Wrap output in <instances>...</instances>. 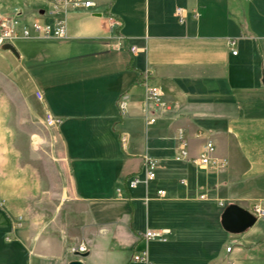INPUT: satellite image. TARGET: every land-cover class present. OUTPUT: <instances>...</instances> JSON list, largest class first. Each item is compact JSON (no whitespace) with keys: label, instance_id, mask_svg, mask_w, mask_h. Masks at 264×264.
Returning a JSON list of instances; mask_svg holds the SVG:
<instances>
[{"label":"crops","instance_id":"crops-1","mask_svg":"<svg viewBox=\"0 0 264 264\" xmlns=\"http://www.w3.org/2000/svg\"><path fill=\"white\" fill-rule=\"evenodd\" d=\"M96 1L70 13L66 41L0 48V264H68L81 245L85 264H145L143 251L149 264H264V217L240 235L221 225L230 205L264 208V0ZM43 7L0 0V18ZM209 141L213 166L175 160ZM147 157L156 179L130 189Z\"/></svg>","mask_w":264,"mask_h":264},{"label":"built area","instance_id":"built-area-1","mask_svg":"<svg viewBox=\"0 0 264 264\" xmlns=\"http://www.w3.org/2000/svg\"><path fill=\"white\" fill-rule=\"evenodd\" d=\"M48 3V8L43 9V13L40 14L28 22L25 17L18 15L16 17H1L0 18V48L5 44L15 45L21 41H38V40H58L65 41L69 38L68 20L71 12L76 10L93 11L97 7L96 0H44ZM176 16L180 22H184L186 19L185 10L178 8L176 10ZM113 27L120 28L122 22L115 21ZM231 45H235V41H231ZM138 51L136 47H132L131 52L135 54ZM237 51H233L234 55H237ZM163 93L158 86L150 85L146 82V100L149 103L160 105L162 102ZM36 97L41 102L44 101V95L40 92H36ZM118 109L122 115H125L128 110V98L122 96L118 100ZM148 124L155 123L154 118H149ZM45 125L49 128H58L62 124L63 120L60 117L55 116L49 110L46 111ZM126 136H122V142L126 143ZM216 151V145L209 141L205 147L204 152L199 159H191L184 144L176 154L175 160L182 162H191L199 167L213 166L211 156ZM158 160L147 157L144 160V178H141L140 174L134 175L128 182L130 189H136L141 184H147L149 181L156 179V172L158 169ZM118 197L123 199L122 189H118ZM159 196H164V191L158 192ZM254 216L259 219L264 217V208L258 205L255 208ZM170 233L168 230L154 231L148 230L144 233L143 237L146 241H167V235ZM86 247L81 245L76 251L86 252ZM229 250V249H228ZM134 261L149 264L148 254L143 251L141 254L134 256Z\"/></svg>","mask_w":264,"mask_h":264},{"label":"water","instance_id":"water-1","mask_svg":"<svg viewBox=\"0 0 264 264\" xmlns=\"http://www.w3.org/2000/svg\"><path fill=\"white\" fill-rule=\"evenodd\" d=\"M3 50L11 51L14 55L19 57L16 48L13 45L5 44L2 46ZM257 222V218L253 213L237 206L230 205L226 207L221 216L222 228L233 235H240L252 228ZM75 256L79 259L73 260L68 264H85L83 259L89 256V253H82L77 251Z\"/></svg>","mask_w":264,"mask_h":264},{"label":"rangeland","instance_id":"rangeland-1","mask_svg":"<svg viewBox=\"0 0 264 264\" xmlns=\"http://www.w3.org/2000/svg\"><path fill=\"white\" fill-rule=\"evenodd\" d=\"M43 4H44V7H43V9L45 10V9H47L49 6H48V3H46L44 0H40ZM43 13V10H42V12L40 13V14H42ZM18 15H22V14H14V15H11V16H6V17H16V16H18ZM39 15V14H38ZM23 16V15H22ZM24 17V16H23ZM26 18V17H25ZM35 19V18H34ZM47 40V39H46ZM66 41V40H65ZM18 43V42H17ZM14 46V45H13ZM18 46H20V44L18 45ZM153 247L156 245V244H151ZM225 247L226 246H224V250H225ZM197 254H195V253H186V256H185V258H186V261L188 262V260L189 261H195L196 259H197Z\"/></svg>","mask_w":264,"mask_h":264}]
</instances>
